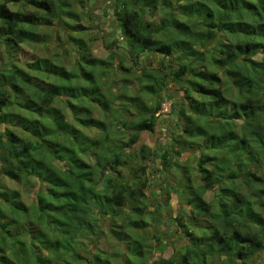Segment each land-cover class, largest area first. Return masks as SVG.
I'll list each match as a JSON object with an SVG mask.
<instances>
[{"label": "trees", "instance_id": "obj_1", "mask_svg": "<svg viewBox=\"0 0 264 264\" xmlns=\"http://www.w3.org/2000/svg\"><path fill=\"white\" fill-rule=\"evenodd\" d=\"M10 3L30 10L21 13ZM158 6L168 11L156 20ZM113 14L119 53L101 58L81 35L86 30L78 20L81 12L71 9L69 0H0V44L9 47L0 58V264H110L100 248L83 257L73 246L81 236H90L91 246L99 240V221H107L118 239L130 235L127 225L146 224L133 219L146 208L148 183L145 165L132 169L136 154L131 149L142 132L155 130L170 79L183 92L168 113L181 131L177 143L200 152L196 175L188 166L181 171L186 202L191 215L210 222L195 227L178 215L187 242L152 264H207L208 256L224 264H254L257 258L264 264V0H117ZM74 18L78 23L68 22ZM21 23H56L66 33L69 64L60 57H13L10 53L24 43L46 42ZM200 38L217 41L203 51ZM143 53L176 62L160 61L155 73L137 72ZM126 57L133 64L126 66ZM114 73L116 80L110 76ZM130 74L137 80L136 92L127 83ZM107 76L120 84V93H113ZM97 112L110 130L119 125L126 132L114 151L104 144L111 133L102 130L103 138H93L85 132L96 127ZM236 120L241 121L238 129L232 124ZM225 142L245 150L228 158ZM137 149L141 159L148 158L146 145ZM178 152L160 153L164 170ZM123 166L126 175L119 170ZM2 176L23 179L27 186L34 185V178L38 186L32 203H25ZM193 182L200 183L194 188ZM209 190L214 192L207 199ZM130 200L135 203L123 216Z\"/></svg>", "mask_w": 264, "mask_h": 264}, {"label": "rangeland", "instance_id": "obj_2", "mask_svg": "<svg viewBox=\"0 0 264 264\" xmlns=\"http://www.w3.org/2000/svg\"><path fill=\"white\" fill-rule=\"evenodd\" d=\"M117 0H69L71 9H74L76 12H81L80 22L86 27V30L81 33L84 38L90 43V50L94 55L100 56L101 58H108L110 53L118 54L119 48L121 45V38L117 23H115V16L113 14V7ZM159 3V2H158ZM173 4H170L172 6ZM8 6L13 9L20 11L21 13L28 12L29 7H23L21 3H10ZM173 7V6H172ZM172 7H169V10L172 11ZM168 8H162L158 6V9L155 10L154 16L152 18L159 19L162 14H166ZM145 12H149L147 9ZM176 12V11H173ZM146 17L147 14L145 15ZM181 19L184 18L182 15H178ZM76 18L68 19L70 23H78ZM63 25V22H61ZM20 26H25L27 29H35L39 35L43 38L45 37L46 42L43 43H24L20 45L17 51H12L10 54H14L13 57L22 61H31L34 57H53L63 59L65 64H69L67 58L71 56L70 47L63 41L66 38V33L61 31V28L57 26L56 23L49 25H38L32 26L26 23H21ZM90 37V38H88ZM223 38H220V40ZM217 41V40H216ZM215 39L209 38H200L198 42L200 43L199 49L203 51H210L212 46L216 43ZM8 46H2L0 44V58L5 59V52L7 51ZM2 51V52H1ZM143 53L141 58L137 59L135 64V70L137 72L143 71V68L148 69L151 73H155L154 70L158 67L159 62L164 60V63L175 64V60L165 58V56L157 55L156 57L152 56L149 53ZM69 55V56H68ZM66 57V58H62ZM126 66L133 64L130 61V58L126 57L125 63ZM115 74V73H114ZM110 74L112 78L117 79V74ZM132 75V76H131ZM103 77L105 80L111 82V90L114 94L120 93L122 87L120 84L111 81V77ZM131 80L127 83L132 84L133 92L137 90V80L130 74ZM168 88L163 91V99L161 102V109L158 118V124L153 132L146 131L142 132L140 140L137 144L134 145V148L131 149L136 155L131 160L132 169H137L141 165H145L146 169L144 171V176L147 179L148 187L144 190V201L146 205L145 210L142 213V216H134L133 219L144 220L146 224L144 227L137 228L134 226H128L124 230L127 231V234L130 235L128 238H125V234L120 235L118 239L117 235L112 236L110 233L109 224L107 221H99L98 225H101V230L103 231L102 237L93 242L92 246L90 244V236H81L77 238L76 244L73 246V250L80 254L81 256H87L93 254L95 249L100 252L103 261L110 264H152L153 260L158 257L167 258L172 255L173 250L180 245H184L187 242L184 237V228L181 227L176 220L178 215H182L184 221L188 224L190 223L195 227H203L209 224L204 217L193 216L189 212V206L187 204L188 192L184 189V180L182 178L181 171L188 166L189 170L192 173V176L196 175V165L198 157L200 156L199 149L192 148H182L178 145L177 140L178 135L181 131L176 126V122L172 120V116L169 117L168 113L171 109V101L182 99L183 92L178 88L176 82L169 80ZM183 100H186L183 98ZM188 100V99H187ZM115 105L119 104V99L114 100ZM96 127H90L85 129L89 135H92L93 138H103L101 132L105 131L106 133H111V141L107 140L104 143L106 146L114 147L117 142L124 140L126 132L124 129H120L119 125L117 128L112 127L110 130V125L105 120L103 121V115L99 112L95 114ZM233 126L238 129L240 128L241 121L236 120L232 122ZM227 124H224L226 127ZM223 127V128H224ZM1 128V127H0ZM116 132V133H112ZM238 132V131H237ZM16 133L22 137H28L27 134L22 133L20 130H16ZM237 134V133H236ZM216 141V140H215ZM146 145L149 148L148 158L143 160L139 157L138 154V145ZM224 145V144H223ZM226 145V146H225ZM224 148L228 152V158L232 157L234 153L237 152L243 153L245 148L244 145H239L234 147L232 143L225 142ZM213 147V145H211ZM180 151L178 154L172 153L170 156V168L164 170L160 164V153L165 150ZM112 152V150H111ZM94 157L90 155V157ZM89 157V156H88ZM85 158H87L85 156ZM227 158V160H228ZM226 160V161H227ZM94 158L92 159V162ZM120 172L123 175L129 173L126 166L119 168ZM110 173V171H108ZM99 185L103 184V176L99 175ZM1 180L5 182L8 186L19 189L21 199L27 204H31L34 198V191L37 188L36 180L31 178V182H34L33 186H27L23 179H19L16 182L7 181V179L2 176ZM200 182H193V187L196 188ZM216 187V186H215ZM169 192V195H167ZM214 191H207L205 197L210 199L213 196ZM167 196L169 198H167ZM212 199V198H211ZM128 204L124 203L125 206L122 209L123 216L128 213L129 207L135 203L130 200L127 201ZM121 221V220H120ZM118 223V222H116ZM189 223V224H190ZM197 235H201L200 231L195 232ZM141 245H140V243ZM102 250V251H100ZM142 251L141 256L138 257L137 252ZM262 264V261L256 259L254 264ZM207 264H224L223 260L216 258L215 256H208Z\"/></svg>", "mask_w": 264, "mask_h": 264}]
</instances>
